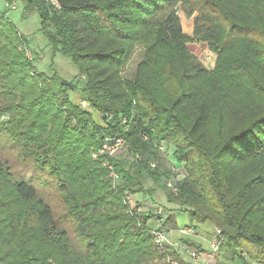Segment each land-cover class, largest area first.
<instances>
[{
    "label": "trees",
    "instance_id": "16d2710c",
    "mask_svg": "<svg viewBox=\"0 0 264 264\" xmlns=\"http://www.w3.org/2000/svg\"><path fill=\"white\" fill-rule=\"evenodd\" d=\"M20 1L79 79L40 73L0 1V264H192L155 245L174 211L220 230L225 258L264 264V0ZM115 138L120 153L94 158ZM146 178L178 207L156 227L125 202L154 195Z\"/></svg>",
    "mask_w": 264,
    "mask_h": 264
},
{
    "label": "rangeland",
    "instance_id": "374dc122",
    "mask_svg": "<svg viewBox=\"0 0 264 264\" xmlns=\"http://www.w3.org/2000/svg\"><path fill=\"white\" fill-rule=\"evenodd\" d=\"M0 1L3 2L4 0H0ZM14 2L16 3V6H17L16 10L8 11L7 9L3 8V11L11 19V21L18 28V30L31 41L30 52H31V56L36 59L35 65H36L38 71L40 73H43L44 75H46L48 77H51L53 75V72L55 71L61 77H63L64 79H67L69 81L79 79L78 78V70L73 65V63L71 62L70 59L64 57L63 55H61L59 53H57L56 55L54 54V56H53L51 47L48 46L46 39L43 37V35L40 31L41 23H40V19H39L38 14L32 13L27 18H23L24 10H23L22 2L20 0H14ZM176 10H177V14L180 18L183 31L186 34L191 30L192 25L194 27V19H195L196 15H194L192 17H188L186 15V13L181 9L180 5H178ZM193 47H195L196 49L194 50ZM188 48L193 54H195L203 62V64L208 69L211 70L214 68L215 63H216V56L209 51L208 46L206 44L190 43V44H188ZM141 57H142L141 51H138L133 56L130 63L125 68V71L123 74L124 78H132L134 76L136 69H137V66L141 60ZM52 59H53L52 63L54 65L53 68H51ZM80 83H83V80H81ZM79 86H82V85H79ZM78 96H79V93H78ZM86 105L87 104H85V106ZM100 156L101 155L97 154V155H95L94 158H99ZM128 157H129V155L125 154V153L123 155L118 156V158H120V159H127ZM107 158L109 159L112 157H107ZM105 165L108 166L109 162H105ZM177 178L181 179L180 176L175 177V179H177ZM145 185H146L147 189H152V190H155V192L159 193L158 195H160V196L157 197V200L160 201L161 197H162V199L165 197V192L161 188V184L160 185L154 184L150 179L146 178L145 179ZM155 192H154L153 196H156ZM143 194H146V193H143ZM146 195L151 197V195H149L148 193ZM142 207L144 208V206H142ZM168 207H170V206L169 205H167V206L161 205L155 209L157 211V214L155 212L156 217H154V218L156 219L157 222H159L158 217L163 216V217L167 218L170 215V213H172ZM176 218H177V221H178L180 228H183V226L187 223H191L188 215L185 213L177 212ZM194 225H198V224L196 223ZM194 227H196V226H194ZM171 229L175 230L173 225L168 226L166 228V231H165L166 232V241H167L166 245L167 246H169L172 250L176 249L178 252L182 253V255H183L182 257H183L184 261H186V262L187 261H195L190 257V254H189V251L191 252L192 249L199 251L200 253H204L202 256L199 255L198 253H196L197 259H198V257H199V259L203 258V256L206 254V252L202 250V247L197 246L194 242L184 238V235L179 234L180 233L179 231L175 230L173 233H169V232H171ZM195 230H197V229L196 228L193 229V232H195ZM193 232H187V233L183 232V233L188 235V234L193 233ZM176 234H177V237H176ZM178 235H181V236H179L181 238H179ZM210 236H211L210 243L203 245V247L205 248V250L207 252L213 251L212 243L214 242V239L217 236L216 231L214 230L213 234H211ZM170 239H174L173 241H175V242H173V243H175V245L169 244L170 242H172ZM184 241L194 243V244H192L193 246H190L187 244V247H188L187 250H189V251H187V254L183 253L185 251H183L182 250L183 248H181V245H185V244H183ZM166 245L164 247L167 248ZM242 254H245V253H242ZM214 256H216V255H213V253H211V256L209 257V259L206 260V264H211L212 262H214L216 259V258H214ZM210 260L212 262L208 263Z\"/></svg>",
    "mask_w": 264,
    "mask_h": 264
},
{
    "label": "crops",
    "instance_id": "0c3cea01",
    "mask_svg": "<svg viewBox=\"0 0 264 264\" xmlns=\"http://www.w3.org/2000/svg\"><path fill=\"white\" fill-rule=\"evenodd\" d=\"M193 32H194V27L192 25L191 30L188 33H186V35L192 36L193 35ZM146 194L138 193V194H135L134 195L135 202L140 207L144 206V208L143 207L140 208L142 212L152 211L154 214H155V212L157 214V211L155 209L158 208L161 205L162 206L169 205L170 207H168V208L170 210H178V207L177 206L172 205V204H169L167 202L166 195H165V197L163 199L161 197V199L159 201V200H157V197L160 196V195H158L159 194L158 192H155V195L156 196H151V197L148 196V195H146ZM177 212L178 211H174L173 212L175 214V218H176V213ZM157 223L158 222L156 221L155 218H153L149 222V224L151 226H153V227H156L157 226ZM194 224H196V223L195 222L187 223V224H185L183 226V228H180L179 227V224H178V221H177V218H176V224L174 226V229L176 231H179L180 232L179 234L184 235V238H186L187 240H190V241L194 242L197 246L202 247V250L206 252V254L203 256V258L199 259L198 261H187V262H191L192 264H203V263L206 264V260L209 259V257L211 256V253L212 252H207L205 250V248L203 247V245L210 243V238H211L210 235L213 234L214 227L210 223H202V224L201 223H197L198 225H194ZM191 226H193V227L196 226L195 228L197 230H195V232L190 233L188 235L187 234H184L183 231L185 229H188L187 227H191ZM175 230L171 229V232H169V233H173ZM181 235H178V237L181 236ZM176 237H177V234H176ZM179 238H181V237H179ZM170 240L172 242H170L169 244L175 245V243H173V242H175V241H173L174 239H170ZM181 256H183L182 253H181ZM214 258H216L214 262H212L210 260L208 263H211L212 262L211 264H256V263L252 262L248 258V256L246 254L239 255V257H236L235 259H228V258H225L224 254L220 253V251H219L218 253H216V256H214ZM174 262H176V261H174Z\"/></svg>",
    "mask_w": 264,
    "mask_h": 264
},
{
    "label": "built area",
    "instance_id": "2783aa9c",
    "mask_svg": "<svg viewBox=\"0 0 264 264\" xmlns=\"http://www.w3.org/2000/svg\"><path fill=\"white\" fill-rule=\"evenodd\" d=\"M125 144H126L125 140L122 138L107 139V140H105V142L102 146V149H100L99 155H106L108 157L116 156L118 153H120L125 148ZM161 150H163V147H161ZM151 167L155 168V164H151ZM109 169L111 171L112 177L114 178V181H117L119 179V177L116 175L115 171L113 170V168L111 166H109ZM169 186L171 187V183H169ZM125 202L129 206L131 212L136 210V202L134 200V196L128 195L125 198ZM193 229L194 228H188V229H185L183 232L184 233L193 232ZM215 231L217 233V236L215 237L214 242L212 243L213 255H216V253L219 252L220 246L222 244L221 231L217 230V229ZM153 237H154L155 245L158 248H164V246L167 243L166 234L163 231H161L159 227L155 231H153ZM181 247L185 248V250L188 249V247L184 246V245H181ZM187 251H189V250H187ZM191 252L189 251L190 257L195 261H197L199 259V257L197 259L196 253H198L201 256L204 254V253H200L199 251H196L193 249ZM171 264H179V263L172 261Z\"/></svg>",
    "mask_w": 264,
    "mask_h": 264
},
{
    "label": "snow or ice",
    "instance_id": "6c2138e0",
    "mask_svg": "<svg viewBox=\"0 0 264 264\" xmlns=\"http://www.w3.org/2000/svg\"><path fill=\"white\" fill-rule=\"evenodd\" d=\"M241 139H243V138H241ZM235 143H236V144H239V143H240V141H239V140H238V141H235Z\"/></svg>",
    "mask_w": 264,
    "mask_h": 264
}]
</instances>
